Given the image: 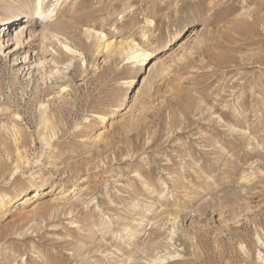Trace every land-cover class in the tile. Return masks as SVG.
I'll use <instances>...</instances> for the list:
<instances>
[{
    "label": "rangeland",
    "instance_id": "1",
    "mask_svg": "<svg viewBox=\"0 0 264 264\" xmlns=\"http://www.w3.org/2000/svg\"><path fill=\"white\" fill-rule=\"evenodd\" d=\"M37 4L0 0V264H264V0Z\"/></svg>",
    "mask_w": 264,
    "mask_h": 264
},
{
    "label": "bare ground",
    "instance_id": "2",
    "mask_svg": "<svg viewBox=\"0 0 264 264\" xmlns=\"http://www.w3.org/2000/svg\"><path fill=\"white\" fill-rule=\"evenodd\" d=\"M45 2V0H38V6H42L43 3ZM37 6V7H38ZM39 10V9H38ZM47 17V14H44V10L43 8H41L37 14L35 15H30L29 19L26 22H21L18 23V25H16L13 30H18L16 33V39L17 37H19L20 35L26 33L28 30H30L32 27H34L35 25L39 24L41 22V20H45V18ZM32 30V29H31ZM105 37V36H104ZM153 54L149 53V52H136L133 51L131 52L129 59L131 60H138L140 63H146L147 61L150 63H153L155 60H153L152 62V57ZM100 119L102 120V122H106L107 121V117L105 116H100ZM37 195V192L35 193L34 197Z\"/></svg>",
    "mask_w": 264,
    "mask_h": 264
}]
</instances>
